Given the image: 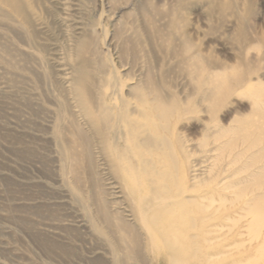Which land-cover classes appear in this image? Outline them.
Segmentation results:
<instances>
[{
	"label": "rangeland",
	"instance_id": "rangeland-1",
	"mask_svg": "<svg viewBox=\"0 0 264 264\" xmlns=\"http://www.w3.org/2000/svg\"><path fill=\"white\" fill-rule=\"evenodd\" d=\"M23 4L24 15H19L0 3V264H96L109 259L107 239L113 234L94 216L95 206L88 205L87 169L81 166L77 175L69 173L56 143L58 105L67 95L65 73L88 59L96 77L106 78L113 68L140 80L150 75L167 96L198 107L179 130L191 137L193 150L199 149L212 120L199 107L190 72L237 67L251 71L252 83L264 89V0H23ZM81 37L90 44L79 57L74 43ZM186 43L208 53L199 66L187 55ZM100 63L105 68L98 69ZM253 100L246 85L236 84L218 109L217 122L235 125L237 118L252 116ZM255 120L259 127L249 128V140L264 133V117L257 115ZM243 139H235V151ZM251 154V169L257 172L252 183H260L264 145ZM224 155L227 159V152ZM197 158L198 150L189 162ZM244 161L226 172L219 171L224 165L219 164L211 173L206 171V177L221 172L220 178L231 176L240 182L246 176ZM98 164L104 194L111 195L107 171L102 161ZM209 183L205 192L217 184ZM261 190L256 194L264 204V187ZM263 215L264 206L253 212L256 218ZM235 218L229 222H234L233 233L244 220ZM260 228L254 236H239V241L246 239L247 246L264 244V226ZM252 259H261L258 250Z\"/></svg>",
	"mask_w": 264,
	"mask_h": 264
},
{
	"label": "bare ground",
	"instance_id": "bare-ground-1",
	"mask_svg": "<svg viewBox=\"0 0 264 264\" xmlns=\"http://www.w3.org/2000/svg\"><path fill=\"white\" fill-rule=\"evenodd\" d=\"M0 3L24 15L23 0ZM89 44L88 38L76 39L74 52L80 57ZM190 60L200 65L199 56ZM92 63L83 59L65 73L67 95L58 105L55 135L68 172L77 175L81 166L87 169L88 205L95 206L94 216L101 218L113 234L107 239L109 259L97 260L96 264H143L149 260L168 264H259L264 259V244L247 246L246 239L241 240V235L254 236L264 226V215L253 217V212L264 206L256 194L264 187V180L252 183L257 172L251 169L250 155L253 148L264 145V133L254 140H249L252 135L248 133L259 127L255 116L264 117V89L252 83V72L237 67L191 70L190 78L200 96L199 107L212 120L200 148L193 150L191 137L179 126L190 113L198 112L197 106L167 96L162 84L150 75L140 80L113 68L106 78L96 77ZM99 68H105L103 63ZM127 79L133 82L128 84ZM236 84L246 85L253 94L254 114L237 118L235 125L220 126L218 109ZM238 137L244 139L241 149L235 151ZM196 150L200 158L190 163ZM240 160H245L242 171L246 175L240 182L231 176L220 178L221 172ZM99 161L107 171L106 189L111 195H105L101 186ZM219 164H224L221 172L206 177V171ZM215 181L216 186L205 192L207 184ZM236 216L244 220L243 224L238 220L240 229L233 233L234 222H229ZM95 227L101 232L98 225ZM255 250L261 257L257 262L252 259Z\"/></svg>",
	"mask_w": 264,
	"mask_h": 264
},
{
	"label": "clouds",
	"instance_id": "clouds-1",
	"mask_svg": "<svg viewBox=\"0 0 264 264\" xmlns=\"http://www.w3.org/2000/svg\"><path fill=\"white\" fill-rule=\"evenodd\" d=\"M197 48L198 46H194L191 43H186L185 45L186 53L189 57L199 56L201 59H203L205 56L208 55V53L198 51Z\"/></svg>",
	"mask_w": 264,
	"mask_h": 264
}]
</instances>
